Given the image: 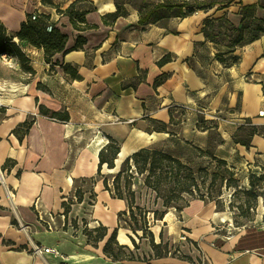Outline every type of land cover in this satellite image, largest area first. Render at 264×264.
I'll return each instance as SVG.
<instances>
[{
    "label": "crops",
    "instance_id": "crops-1",
    "mask_svg": "<svg viewBox=\"0 0 264 264\" xmlns=\"http://www.w3.org/2000/svg\"><path fill=\"white\" fill-rule=\"evenodd\" d=\"M119 2L127 14L105 22ZM139 4L0 0V19L11 36L38 14L68 35L67 50L80 36L85 39L81 47L57 53L51 61L43 48L21 43L35 74L0 79V165L5 170L0 264H197L199 258L207 264H264V213L258 223L235 231L227 225L229 214L201 199L180 213L167 212L172 220L165 215L151 228L157 243H169L191 258L155 256L139 230L134 233L119 222L128 201L107 190L98 173L99 153L111 138L119 143L121 157L153 148L183 160L182 151L191 148L209 151L238 170L249 164L264 173V116H259L264 108V34L229 46L207 39L203 31L207 18L224 15L241 26L239 11L245 5H255L264 20V0L171 17L164 25L141 24ZM72 5L97 27L76 29L64 13ZM13 67L20 68V62L13 61ZM40 105L69 119L43 115ZM79 187L82 202L75 200ZM70 199L75 203L65 214ZM74 220L79 229L72 226ZM85 221L108 230L97 246L82 231ZM116 229L119 244L133 250L134 260L115 262L105 256L104 246ZM35 244L59 254L36 255Z\"/></svg>",
    "mask_w": 264,
    "mask_h": 264
},
{
    "label": "trees",
    "instance_id": "trees-1",
    "mask_svg": "<svg viewBox=\"0 0 264 264\" xmlns=\"http://www.w3.org/2000/svg\"><path fill=\"white\" fill-rule=\"evenodd\" d=\"M234 2L242 3L243 0H163V2L155 3L153 0H140V22L141 24L147 23H159L164 25L171 17H187L195 14L200 10L213 9L217 7L218 10L225 9ZM64 13L69 15L74 27L78 30L84 31L91 28H96V25H91L86 19V13L80 12L72 5ZM127 11L124 7L118 3V11L105 17V22H108V18L116 19L119 16L126 15ZM239 14L241 15V26L237 27L227 16L217 18H207L205 20V26L203 31L207 39L216 43H224L229 46H241L250 43L258 39L264 34V20L257 16V7L255 5L243 6ZM52 26L49 31L48 27ZM18 39V41L16 40ZM68 35L63 33L59 28L50 23V18L45 15H38L36 19H33V15H30L27 21L23 22L20 30L15 36L8 34L7 28L0 19V58L3 54L12 57L14 60L20 62L21 69L27 74L34 75L35 70L30 65L29 60L25 52L21 48V43H28L38 48H43L47 61H51L52 57L60 52H68L75 50L84 43L85 39L80 36L78 38L75 47L67 50ZM171 59V55L164 57L160 63ZM68 69V68H67ZM3 77L0 66V79ZM40 113L50 117H55L60 120H68V114H61L54 112L46 108L44 105L39 106ZM251 125V124H249ZM251 127V126H250ZM257 131L253 127L252 134ZM121 152V147L114 139H110V142L99 153V166L98 173L101 174L105 165L109 168L115 167L116 159ZM202 155H210L215 163H210L208 166L200 167L198 170L194 169L189 163L183 161L179 157L161 150L153 148H143L126 158L127 168L120 170L114 178V188H110L107 179H104V184L107 190L113 192V194L121 199L128 201V209L120 213L119 222L125 221V217L130 215V223L128 225L138 224L139 219L137 217V209L140 206L136 205L135 191H131L128 184H125L124 188L120 183L123 172L132 171L128 175L129 178H133V172L138 175H142L144 178V185L152 190L156 194V200L161 199L165 210H155V215L159 216V219H163L170 207L175 206L178 211H183L190 205V200L187 195L194 199L201 200H216L219 201V197L224 185L226 187L238 185V181L235 178V172L228 166V162L221 158L216 157L209 151H200ZM7 162L6 165H9ZM134 167V168H133ZM205 172L207 176H211L213 185L206 187L207 190L202 189V184L199 182L201 173ZM254 176L251 179V190L255 183ZM205 188V187H204ZM250 190V191H251ZM76 201H83L82 188L79 187L76 190ZM75 203L73 199L64 203L65 214L71 209L72 204ZM72 226L75 229H79L77 220L72 222ZM133 229V228H132ZM138 226L133 231H137ZM82 231L87 235L88 243L97 246L98 243L103 240L108 230L103 225L96 227H89L85 221L82 227ZM147 238L150 241L151 247L155 252V256H169L176 255V252H172L169 243H157L152 231L142 235L140 237ZM134 240V239H133ZM135 244V248H139V244ZM104 254L109 259L120 262L124 260H134L136 258L133 250L127 251L125 246L120 245L117 240V229L112 233L108 241L104 246ZM183 259H190L188 255H180Z\"/></svg>",
    "mask_w": 264,
    "mask_h": 264
},
{
    "label": "rangeland",
    "instance_id": "rangeland-1",
    "mask_svg": "<svg viewBox=\"0 0 264 264\" xmlns=\"http://www.w3.org/2000/svg\"><path fill=\"white\" fill-rule=\"evenodd\" d=\"M237 8L238 7L235 6L234 10L236 11ZM221 12H224V10H221ZM237 18L238 17H236V19ZM0 66L3 77H20V74L25 75L26 73L21 69V67H13V65H9L8 63L1 60ZM182 152L185 155V159H183V161L189 163L196 170H198L200 167L208 166L212 162L215 163L210 155H202L198 150L189 148ZM125 161L126 157L118 156V159H116L115 162V167L109 168L107 165H105L99 177L102 179H107L109 184H111L114 188L115 175L120 170L127 168ZM228 166L235 172V178L238 181L237 187H226L224 185L221 187L222 192L218 202H216V200L203 201L206 203L213 202L216 204L218 212L229 214L230 220L227 225H229V227H231L233 230L239 231V229L258 223L260 215L264 213V173L259 169H252L249 164L242 170H238L230 165ZM131 172L132 171L128 172L125 170L120 180L122 186L128 184V186L131 188V191H135L136 205L140 206V208H138L136 211L139 223H131L130 228L136 229L138 226L139 233L141 235L146 234L147 236L151 231V228H153V225H156L159 223V221L164 220V218L159 219V216H156L154 211H163L165 210V207L162 205L163 201L161 199L156 200L161 201L160 204L159 202L155 203L156 194L144 185L143 176L133 172L132 174L134 177L129 178L128 175L131 174ZM254 176H256L253 181L255 185L251 190V179ZM199 179L200 184H202L201 188L204 190H207L206 187H211L213 185L211 176H207L205 172L201 173ZM187 198L190 201L194 199L189 195H187ZM169 211L180 213V211H178L175 206L170 207L167 212ZM130 222L131 221L129 220V223ZM134 233H136V231ZM196 263L200 264V259H198Z\"/></svg>",
    "mask_w": 264,
    "mask_h": 264
},
{
    "label": "built area",
    "instance_id": "built-area-1",
    "mask_svg": "<svg viewBox=\"0 0 264 264\" xmlns=\"http://www.w3.org/2000/svg\"><path fill=\"white\" fill-rule=\"evenodd\" d=\"M37 16H38V14H33V19H36L37 18ZM52 29V26L50 25L49 27H48V30L50 31ZM17 41H18V39H16ZM0 60L1 61H3V62H6V63H8L9 65H13V61H14V59L12 58V57H9V56H7L6 54H3L2 56H1V58H0ZM2 104L0 103V106H1ZM259 116H264V108L263 109H261L260 111H259ZM248 124H250V123H248ZM0 182H3V183H5V170H4V168L0 165ZM110 186L112 187V185L110 184ZM125 221L124 222H126V224L128 225V220H130V215L128 214L126 217H125ZM181 238H182V240H187V236H186V234H183L182 236H181ZM33 252L36 254V255H42V254H44V253H48V252H54V253H56V254H59V252H58V250H56V249H54V248H50V247H46V246H42V245H39V244H35L34 245V247H33ZM174 253V252H176V254H178V255H182V251L180 250V249H173L172 251H171V253ZM200 259V258H199ZM200 264H207L204 260H202V259H200Z\"/></svg>",
    "mask_w": 264,
    "mask_h": 264
},
{
    "label": "bare ground",
    "instance_id": "bare-ground-1",
    "mask_svg": "<svg viewBox=\"0 0 264 264\" xmlns=\"http://www.w3.org/2000/svg\"><path fill=\"white\" fill-rule=\"evenodd\" d=\"M166 219L169 220V221H171L172 220V213H168L166 215ZM97 264H102V263L101 262H98Z\"/></svg>",
    "mask_w": 264,
    "mask_h": 264
}]
</instances>
